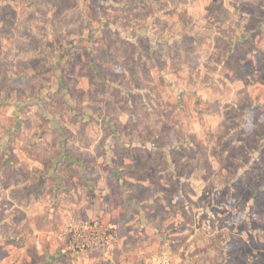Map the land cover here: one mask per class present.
<instances>
[{"label":"rangeland","instance_id":"1","mask_svg":"<svg viewBox=\"0 0 264 264\" xmlns=\"http://www.w3.org/2000/svg\"><path fill=\"white\" fill-rule=\"evenodd\" d=\"M100 207L95 264H144L155 220L264 264V0H0V264H83L49 233Z\"/></svg>","mask_w":264,"mask_h":264},{"label":"crops","instance_id":"2","mask_svg":"<svg viewBox=\"0 0 264 264\" xmlns=\"http://www.w3.org/2000/svg\"><path fill=\"white\" fill-rule=\"evenodd\" d=\"M106 189V188H105ZM99 196L100 197H108L106 200L108 201V199L111 198V194H113L112 189H106L105 192H101L98 191ZM110 195V197H109ZM110 202V201H109ZM121 204V203H120ZM83 205H80V209L83 208ZM90 208V207H88ZM110 208V207H109ZM113 208H110L106 211H104L101 207L97 210H93L92 211H87L86 213V217L87 218H91V217H96L97 214L102 215L105 220H107V222L110 223V225L116 227L117 224L119 223L118 221L120 220L121 217L117 218L116 220V215H114L115 213L112 212ZM112 210V211H111ZM86 212V211H85ZM153 218V217H152ZM152 218L149 219V221H152ZM140 219V217H139ZM142 220V219H141ZM48 221H50V219H48ZM116 222V223H115ZM175 224H177L179 221H174ZM162 220L161 221H154L153 222V226L151 224H144L143 226H145L147 229H150L151 232L149 233L150 237L148 235H146V233L148 231H145L142 239L141 237H139V240H141V244H143V248L147 249V250H156L158 252L161 253H165L169 256L170 259V264H191L189 263L188 259L191 258L192 259V255H194L193 250H194V246L189 245V244H185L182 243L180 244V246H177L175 244V240H173V238L175 237L174 234H177L176 232H174L173 230L169 231V233H167L168 231H165L164 229H156L154 227L155 224L158 225V227L162 226ZM127 225H131L130 222L126 223ZM140 225L139 223H137V226ZM141 226V225H140ZM157 227V226H156ZM129 228V227H128ZM142 232V230H141ZM141 232H138L139 234H141ZM135 234V233H133ZM137 234V236L139 235ZM148 234V233H147ZM187 239V241H189V238L187 236H185ZM136 238V237H135ZM144 239V241H143ZM61 253L66 254L67 252H70V257L71 258H75L76 255L80 256L83 259V264H95L97 261L96 260H111V256L106 255L105 253H103L102 251L99 250H85V252L80 251L79 253H74L73 251H69L63 244H60L59 246H56ZM126 248V247H125ZM142 249L141 247H138V249ZM123 250V249H122ZM129 249H127L128 251ZM103 253V256L100 254ZM96 254V255H95ZM73 261V260H72ZM130 264H138V262L136 261V263H130Z\"/></svg>","mask_w":264,"mask_h":264},{"label":"built area","instance_id":"3","mask_svg":"<svg viewBox=\"0 0 264 264\" xmlns=\"http://www.w3.org/2000/svg\"><path fill=\"white\" fill-rule=\"evenodd\" d=\"M56 246L63 244L73 251L100 250L105 254L120 243L114 227L97 219L80 220L70 217L64 224L49 233ZM53 242V243H54ZM144 264H170L165 253H152L145 258Z\"/></svg>","mask_w":264,"mask_h":264},{"label":"trees","instance_id":"4","mask_svg":"<svg viewBox=\"0 0 264 264\" xmlns=\"http://www.w3.org/2000/svg\"><path fill=\"white\" fill-rule=\"evenodd\" d=\"M95 63L99 64L100 67L103 64L101 61H98V58L97 57H95V58L94 57H91L90 58V63H88V71L91 70V72H92L91 74L92 75H90V72H88V71L87 72H88L89 77H92L93 78L91 80L92 83L99 81L98 74L100 72V69H99L98 66L97 67L95 66Z\"/></svg>","mask_w":264,"mask_h":264}]
</instances>
